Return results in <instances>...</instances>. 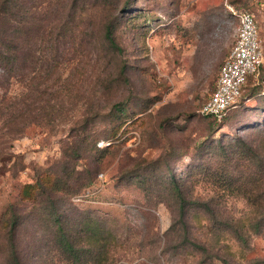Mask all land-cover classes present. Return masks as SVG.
Returning a JSON list of instances; mask_svg holds the SVG:
<instances>
[{
	"label": "rangeland",
	"instance_id": "374dc122",
	"mask_svg": "<svg viewBox=\"0 0 264 264\" xmlns=\"http://www.w3.org/2000/svg\"><path fill=\"white\" fill-rule=\"evenodd\" d=\"M6 1L12 2L0 3ZM18 3L38 6L34 20L44 18L43 25L75 21L76 32L71 37L46 28L60 36L49 51L62 64L45 82L43 97L57 119L26 129L12 143L11 162L0 163V264H9L3 223L11 207L19 217L21 264H64L56 248L57 220L78 244L105 243L104 263L264 262V235L251 237L245 249L229 234L216 236L201 207L190 204L222 196L204 173L196 174L211 143L228 144L241 129L264 125V61L247 87L251 100L231 110L224 124L201 112L236 43L241 13L255 16L264 51V0ZM107 24L116 48L105 40ZM0 85L10 94L22 90L16 80L8 85L0 79ZM118 107L127 115L119 118ZM172 174L190 199L186 219ZM219 202L229 218L249 211L238 198Z\"/></svg>",
	"mask_w": 264,
	"mask_h": 264
},
{
	"label": "trees",
	"instance_id": "16d2710c",
	"mask_svg": "<svg viewBox=\"0 0 264 264\" xmlns=\"http://www.w3.org/2000/svg\"><path fill=\"white\" fill-rule=\"evenodd\" d=\"M32 7L33 10L32 8L25 9L18 3V0H12L11 3L8 1L0 3V69L3 70L0 79H4L8 85L10 81L16 80L22 88L21 92L10 94V91L0 85V163L2 161L6 164L11 162L12 143L24 136L26 129L57 119L56 116H51L47 112L43 97L45 90L48 89L45 86L44 90L45 82L49 80L54 69L62 64L49 51V46H54L60 36L57 33L46 31V28L63 31L65 35L69 34L71 37L75 36L76 32L75 21L62 20L43 25L44 18L34 20V14L38 13V6L33 5ZM104 30L105 40L116 48L113 25H105ZM69 45L74 49L73 41ZM251 82L252 77H249L243 86L238 102L229 109L222 121L219 122L210 116L203 115V117L214 124H224L231 110L237 109L245 99L251 100L246 94ZM215 90L216 86L214 92ZM33 92L36 97H32ZM116 113L119 118L127 115L126 111L119 107ZM126 120L121 124L125 125ZM120 130L119 126L114 131L113 139L118 137ZM247 132L248 135H246ZM231 140L233 141L228 144L219 142L220 144L217 145L216 140L213 141L207 149L208 159L198 166L196 171V174L200 176L204 173L213 185L221 188L222 196L217 202L213 198L204 203L192 200L190 204L201 207L203 216L210 223L216 236L229 234L242 247L248 249L251 237L264 235V125L243 128ZM213 159H217L219 164L213 162ZM199 169H201L200 172H198ZM194 171H191V174ZM170 181L180 201L182 218L186 219L188 213L186 208L190 199L185 197L182 185L177 181L175 174L170 176ZM56 186H60V183L54 184L53 188L49 187L51 193ZM37 189L46 191L41 183H38ZM230 197L243 200L249 208V211L240 219L229 218V213L220 208L222 205V202H219L220 198ZM18 220L16 211L11 207L3 223V229L6 230L5 235L8 236L6 256L9 264H21L15 244ZM56 225L58 226L56 248L64 264H109L104 263L103 256L107 254L105 243L97 241L100 244L96 247L88 243L78 244L68 236L60 220H57ZM195 247L203 250L200 245H195ZM223 263L232 264L225 260ZM263 263V261L255 260L254 264Z\"/></svg>",
	"mask_w": 264,
	"mask_h": 264
},
{
	"label": "built area",
	"instance_id": "2783aa9c",
	"mask_svg": "<svg viewBox=\"0 0 264 264\" xmlns=\"http://www.w3.org/2000/svg\"><path fill=\"white\" fill-rule=\"evenodd\" d=\"M238 19L236 43L220 69L215 92L201 110L203 115L213 117L219 122L238 102L247 79L259 75L264 61L254 15L243 12Z\"/></svg>",
	"mask_w": 264,
	"mask_h": 264
}]
</instances>
